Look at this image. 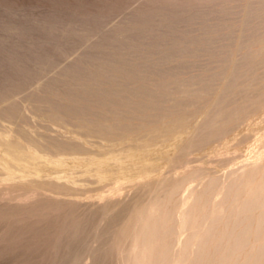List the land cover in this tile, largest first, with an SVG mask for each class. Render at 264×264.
I'll use <instances>...</instances> for the list:
<instances>
[{
    "label": "rangeland",
    "instance_id": "374dc122",
    "mask_svg": "<svg viewBox=\"0 0 264 264\" xmlns=\"http://www.w3.org/2000/svg\"><path fill=\"white\" fill-rule=\"evenodd\" d=\"M0 149V264H264V0H0Z\"/></svg>",
    "mask_w": 264,
    "mask_h": 264
},
{
    "label": "bare ground",
    "instance_id": "6f19581e",
    "mask_svg": "<svg viewBox=\"0 0 264 264\" xmlns=\"http://www.w3.org/2000/svg\"><path fill=\"white\" fill-rule=\"evenodd\" d=\"M0 166L25 174V182L37 183L35 177L45 176L48 168L53 164H40L31 156L0 149Z\"/></svg>",
    "mask_w": 264,
    "mask_h": 264
}]
</instances>
